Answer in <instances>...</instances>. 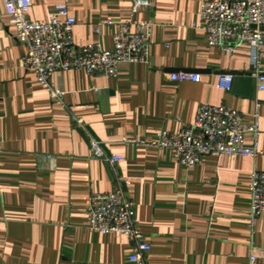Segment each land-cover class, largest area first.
Returning a JSON list of instances; mask_svg holds the SVG:
<instances>
[{"label":"crops","instance_id":"0c3cea01","mask_svg":"<svg viewBox=\"0 0 264 264\" xmlns=\"http://www.w3.org/2000/svg\"><path fill=\"white\" fill-rule=\"evenodd\" d=\"M63 1L33 0L30 18L47 21ZM204 1L212 0H151V9L136 16L153 23L149 64L123 65L111 80L83 70L56 73L52 82L65 92L56 103L20 67L26 48L0 0V264H134L130 238L87 227L91 196L119 187L134 202L151 245L149 264H250L253 255L264 264V215L254 236L247 226L250 178L264 172V92L252 76L249 46L226 52L194 27ZM133 2L68 0L78 22L75 46L112 50L115 30L93 29L108 18L131 20ZM178 73L202 79L172 82ZM223 75L234 77L231 92L219 86ZM201 104L235 110L246 125L255 122L259 105L263 155L207 156L188 169L171 150L123 142L179 133L194 123ZM90 139L124 160L112 167L95 158ZM245 143L254 146L253 134Z\"/></svg>","mask_w":264,"mask_h":264},{"label":"built area","instance_id":"2783aa9c","mask_svg":"<svg viewBox=\"0 0 264 264\" xmlns=\"http://www.w3.org/2000/svg\"><path fill=\"white\" fill-rule=\"evenodd\" d=\"M10 25L16 29V39L26 51L20 60V67L32 72L38 84L53 102L62 103L65 92L58 88L52 78L56 73L83 70L89 76H102L107 80L117 78L123 65L149 64L153 23L137 20L142 10H150L151 0H134L132 18L118 21L108 18L104 24L94 27L99 34L106 26L115 30L113 49L105 50L99 43L77 48L73 41L74 28L78 25L70 15L68 0L58 4L47 21H33L30 18L33 0H4ZM205 31L210 46L234 53L242 45L251 48L252 76L256 79L257 90L264 92V0H212L204 1L200 7L199 22ZM201 76L194 73L170 75L174 83H199ZM234 77H219L221 89L231 92ZM252 125L243 123L241 113L225 106L201 104L193 124L179 133L162 131L154 141L124 139L133 147H155L168 149L176 160L188 169L197 167L207 156H240L257 159L262 156L258 138L260 136L259 114ZM81 124V122H78ZM253 134L255 144L247 147L245 136ZM94 157L112 167L121 163V155H106L102 144L90 139ZM251 207L248 228L252 236L264 215V172L255 170L250 178ZM88 230L94 234H122L133 241L130 261L134 264H149L146 255L151 245L145 242L135 212V204L122 188L105 194H93L87 208ZM254 242L252 246L254 247ZM250 264H262L253 255Z\"/></svg>","mask_w":264,"mask_h":264}]
</instances>
